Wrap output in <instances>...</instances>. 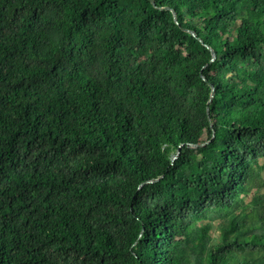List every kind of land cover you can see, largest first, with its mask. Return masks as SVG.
<instances>
[{
  "label": "trees",
  "instance_id": "obj_1",
  "mask_svg": "<svg viewBox=\"0 0 264 264\" xmlns=\"http://www.w3.org/2000/svg\"><path fill=\"white\" fill-rule=\"evenodd\" d=\"M263 171L264 0H0V264H264Z\"/></svg>",
  "mask_w": 264,
  "mask_h": 264
},
{
  "label": "water",
  "instance_id": "obj_2",
  "mask_svg": "<svg viewBox=\"0 0 264 264\" xmlns=\"http://www.w3.org/2000/svg\"><path fill=\"white\" fill-rule=\"evenodd\" d=\"M173 14H174V16H175V21L177 22V18H176V13L173 11ZM190 31V30H189ZM193 35H196V33L194 32V31H190ZM210 48V47H209ZM211 49V48H210ZM211 52H212V61L216 58V52L213 50V49H211ZM204 78V77H203ZM212 86V94H211V98H210V101L212 100V98H213V96H214V94H215V90H214V87H213V85H211ZM207 111L209 112V108H207ZM209 141H204V142H202V143H196V144H193L192 146H194V147H198V146H203V145H205L206 143H208ZM179 153H180V150H178V152H177V154H175V156H174V159H176L177 157H178V155H179ZM150 181H153V180H150Z\"/></svg>",
  "mask_w": 264,
  "mask_h": 264
},
{
  "label": "rangeland",
  "instance_id": "obj_3",
  "mask_svg": "<svg viewBox=\"0 0 264 264\" xmlns=\"http://www.w3.org/2000/svg\"><path fill=\"white\" fill-rule=\"evenodd\" d=\"M262 175H263V177H264V171H263ZM216 223H217V222H215V224H216ZM211 233L214 234L215 232L213 233V232L211 231Z\"/></svg>",
  "mask_w": 264,
  "mask_h": 264
}]
</instances>
